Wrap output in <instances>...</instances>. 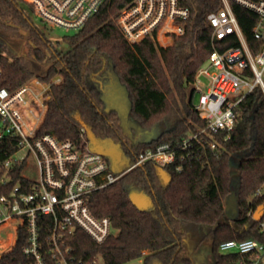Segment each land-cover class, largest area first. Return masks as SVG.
<instances>
[{"label": "trees", "instance_id": "trees-1", "mask_svg": "<svg viewBox=\"0 0 264 264\" xmlns=\"http://www.w3.org/2000/svg\"><path fill=\"white\" fill-rule=\"evenodd\" d=\"M130 1L106 0L80 30L54 41L50 36L53 29L37 20L32 3L0 0V29L17 35L25 31L33 44L28 55L16 56L0 34V87L15 90L33 78L49 84L47 111L38 134L52 133L89 146L117 144L127 163L115 173H123L141 152L165 142L178 146L184 137L206 126L194 103L195 83L214 49L208 14L222 6L221 0H183L191 9L185 32L168 46L154 43L140 53V61L168 102L155 114H148L136 106L131 94L132 115L148 130L161 127L158 134L134 145L118 113L103 109L98 92L88 82L102 57L120 49L123 33L116 17ZM233 8L256 51L261 44L253 36L258 16L236 3ZM238 44V38L230 36L216 41L215 46L224 50ZM135 45L138 49L147 47ZM127 46L125 43L124 48ZM56 76L61 81H54ZM167 122L172 123L169 128L165 127ZM82 125L87 127L84 134ZM202 138L193 142L190 157L182 158L185 154L179 149L176 161L164 167L171 176L168 184L158 174L159 165L148 161L94 192L89 201L93 213L109 216L118 231L99 244L78 230L72 241L74 254L84 260L101 258L103 264H129L138 259L143 264H195L185 245L187 235L194 233L201 240L210 239L214 264L249 262L251 255L224 253L219 247L233 239L264 244V214L259 221L254 218L258 207L264 205L263 89L256 86L240 103L236 125L229 134L222 131ZM213 141L217 142L216 150L210 147ZM15 149L14 138L0 139V195L9 190L1 177L4 162ZM103 154L112 169V156ZM21 170L22 165L14 169L11 185ZM132 191L147 194L152 207L140 209ZM23 244L20 235L15 247L0 257V264L24 263Z\"/></svg>", "mask_w": 264, "mask_h": 264}, {"label": "built area", "instance_id": "built-area-1", "mask_svg": "<svg viewBox=\"0 0 264 264\" xmlns=\"http://www.w3.org/2000/svg\"><path fill=\"white\" fill-rule=\"evenodd\" d=\"M28 1L44 25L78 31L106 0ZM221 2L219 9L208 14L214 49L199 69L195 83L194 103L206 126L184 137L178 146L165 142L141 152L123 173H115L104 154L88 150V143L61 139L52 133L38 134L47 108L49 84L33 78L15 90L0 87V139L16 140V149L5 160L1 177L9 190L0 195V241L4 233L10 235L11 250L23 235L26 261L20 264H103L98 257L78 258L72 245L78 230L99 244L118 231L109 216L93 213L89 205L92 194L148 161L162 167L174 163L179 149L185 154L182 158L190 157L193 142L204 139L201 135L213 137L222 131L229 134L236 125L240 103L256 86L264 91V0ZM234 3L258 16L253 36L261 44L256 51L245 36ZM190 16L191 9L183 0H131L116 21L124 41L150 48L154 43H173L185 32ZM230 36L238 38L239 44L224 50L215 46L216 41ZM81 131L84 134L87 128L82 125ZM210 147L216 150L217 142H211ZM21 151L25 155L19 157ZM32 160L35 167L28 173ZM19 165L22 170L11 185ZM261 229L264 231V222ZM219 249L252 256L249 262L238 264H264V244L257 240H227ZM138 262L143 264L142 259L129 264Z\"/></svg>", "mask_w": 264, "mask_h": 264}, {"label": "rangeland", "instance_id": "rangeland-1", "mask_svg": "<svg viewBox=\"0 0 264 264\" xmlns=\"http://www.w3.org/2000/svg\"><path fill=\"white\" fill-rule=\"evenodd\" d=\"M74 32L75 31L73 30H66L60 27H55L53 29V32L50 33V36L51 38L55 37V39L53 40L56 41L61 40L64 35L72 34ZM0 34L2 35L3 40L7 43L13 55L26 56L29 54L30 46L33 44L30 42V40H28L27 33L25 31H21V34L17 35L0 29ZM125 43L128 44V42L123 40L120 45V49L115 51L112 56L106 57L112 58L113 63L116 65V69H118L121 73V76L123 78L122 80L129 87L131 94L134 95L136 106L148 114H155L167 104L168 99L164 95L156 81L150 77L149 70L142 64L139 58L140 53L146 52L151 47L138 49L135 44H128V46L124 48ZM170 44H166V46ZM144 46L145 45H143V47ZM54 81H61V77L56 76L54 78ZM46 97L48 100L50 97L49 92ZM140 99L142 103H140ZM195 101H198V96H196ZM46 111L47 108L45 110V113ZM44 116L45 114L42 115L43 119ZM171 125L172 123L167 122L165 127L169 128ZM160 129L161 127H157L154 130L153 134H147L146 137L150 139L151 137L158 134ZM99 144L96 145L95 143H92V146H89L88 150L93 151L96 150V148L99 149ZM104 145L114 151V155L112 157V170L119 171L127 163L125 157L121 153L119 146L112 143ZM103 149L105 148H102V150ZM23 155H25V151H21L18 153L19 157ZM34 167L35 163L32 160L27 172L29 173L30 170H32V168ZM230 197L233 199L235 198L234 194H232ZM228 204L231 205V202L228 201ZM3 237L4 240L0 241V251H4L0 253V256L6 253L10 247V235H6L4 233ZM185 245L188 248L189 254L195 264H214L211 241L209 238L201 240L199 234L190 233L185 238ZM140 263L141 262H138V264Z\"/></svg>", "mask_w": 264, "mask_h": 264}, {"label": "flooded vegetation", "instance_id": "flooded-vegetation-1", "mask_svg": "<svg viewBox=\"0 0 264 264\" xmlns=\"http://www.w3.org/2000/svg\"><path fill=\"white\" fill-rule=\"evenodd\" d=\"M89 84L98 92L107 112H116L121 118V124L128 132L132 144L142 142L147 134H153L154 129L148 130L132 115L131 92L127 84L120 78L116 65L104 56L88 76ZM108 107H107V106ZM113 157L114 151L105 145H100Z\"/></svg>", "mask_w": 264, "mask_h": 264}, {"label": "water", "instance_id": "water-1", "mask_svg": "<svg viewBox=\"0 0 264 264\" xmlns=\"http://www.w3.org/2000/svg\"><path fill=\"white\" fill-rule=\"evenodd\" d=\"M109 61L113 64V60L112 58H109ZM107 106V105H106ZM108 107V106H107ZM85 126V125H84ZM86 127V126H85ZM87 128V127H86ZM155 130V129H154ZM103 147H100L99 146V149L98 150H95L97 152H100V153H107L108 155H110L106 149H103ZM111 156V155H110ZM158 174L162 180V182L164 184H168L170 181H171V176L170 174L165 170L164 167L162 166H159L158 167ZM131 196L133 197L135 203L137 204V206L142 209V210H147L149 209L150 207H152L153 205V202H152V199L145 193L143 192H137V191H132L131 192ZM236 211V209L234 210ZM263 214H264V205H260L258 207V209L256 210L255 214H254V218L256 220H261L262 217H263Z\"/></svg>", "mask_w": 264, "mask_h": 264}, {"label": "crops", "instance_id": "crops-1", "mask_svg": "<svg viewBox=\"0 0 264 264\" xmlns=\"http://www.w3.org/2000/svg\"><path fill=\"white\" fill-rule=\"evenodd\" d=\"M227 205L229 206V204H227ZM234 210H235V208H233V212H235Z\"/></svg>", "mask_w": 264, "mask_h": 264}]
</instances>
